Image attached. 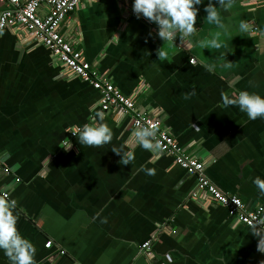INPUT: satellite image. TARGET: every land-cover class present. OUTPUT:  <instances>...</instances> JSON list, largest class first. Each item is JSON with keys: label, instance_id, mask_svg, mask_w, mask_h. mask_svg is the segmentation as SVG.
Segmentation results:
<instances>
[{"label": "crops", "instance_id": "crops-1", "mask_svg": "<svg viewBox=\"0 0 264 264\" xmlns=\"http://www.w3.org/2000/svg\"><path fill=\"white\" fill-rule=\"evenodd\" d=\"M211 2L223 28L205 20L203 0L196 33L184 42L164 43L155 23L133 13L134 0H81L62 30L122 94L138 90L134 106L156 112L176 143L203 160L210 182L249 207H264L253 183L264 179V118L250 120L221 99L243 90L264 97V0H234L227 10ZM242 21L248 32L240 31ZM216 33L221 49L200 46ZM160 47L166 60L157 56ZM97 98L35 40L0 32V193L15 201L16 227L36 248L35 264L264 261L251 229L217 204L196 202L195 176L171 156L135 145L127 120L103 115L113 138L102 147L70 137L69 128L99 122ZM69 140L65 151L59 142ZM113 147L135 159L120 164ZM145 240L149 255L140 251ZM0 264H11L2 249Z\"/></svg>", "mask_w": 264, "mask_h": 264}, {"label": "built area", "instance_id": "built-area-1", "mask_svg": "<svg viewBox=\"0 0 264 264\" xmlns=\"http://www.w3.org/2000/svg\"><path fill=\"white\" fill-rule=\"evenodd\" d=\"M0 2H2L0 32L9 30L14 34L23 35L26 39L31 38L45 47L53 64L60 66L63 72L98 92L96 107L99 113L110 115L117 121L127 120L131 135L138 127L158 128L157 138L162 145V151L157 152L171 156L174 164L195 176L190 196L196 202L217 204L225 209L229 218L246 227H249V221L254 217H264L262 205L249 207L238 196L227 194L210 182L203 174V160L195 154L188 153L185 147L176 143L158 119L156 112L139 110L134 106L138 90L134 94H122L94 65L83 59L78 42L68 39V34L62 30L81 0H0ZM189 62L194 63V58H189ZM69 135L74 136L71 132ZM4 173L8 172L4 170ZM0 198L12 201L6 192H1ZM150 243L151 240H145L140 244L142 254L149 255ZM51 246L50 240L44 243L45 248ZM59 253L62 251L59 250Z\"/></svg>", "mask_w": 264, "mask_h": 264}, {"label": "clouds", "instance_id": "clouds-1", "mask_svg": "<svg viewBox=\"0 0 264 264\" xmlns=\"http://www.w3.org/2000/svg\"><path fill=\"white\" fill-rule=\"evenodd\" d=\"M203 0H134L132 11L140 18L143 16L150 23L157 25L158 37L164 41L175 42L179 37L180 42L186 41L192 37L197 30L196 21L198 8ZM234 0H218L220 6L225 10L232 7ZM204 11L207 13L205 20L209 24H215L223 28L220 15L216 6L209 0ZM241 32L249 31V24L241 22L239 25ZM151 35V33H149ZM220 33H216L215 37L210 40L200 41L202 48L221 49L224 45L219 42ZM157 56L160 60L168 58V52L160 47L157 50ZM225 67L230 68L231 64ZM194 94V93H192ZM187 98V97H186ZM222 106H237L241 112L247 114L250 120L264 118V97L250 93L246 90L230 97L227 94H221ZM99 122L93 118L91 123H85L83 127H72L67 130L76 136L79 143L89 147H102L111 143L113 138L112 130L102 121L104 120L102 113H97ZM158 128L155 126L138 127L133 133V143L150 152L162 151V145L157 138ZM59 146L65 151L72 148V143L59 142ZM112 151L121 156L119 161L122 165L131 164L135 159L133 151H124L122 148L113 147ZM147 175H154L155 169L142 167ZM255 186L261 194H264V179L259 176L253 180ZM15 201H8L0 198V249L8 257L11 264H35L34 256L36 248L27 239H25L17 229V217L14 215ZM250 233L258 240L257 251L264 253V217H254L249 221ZM260 264H264L261 261Z\"/></svg>", "mask_w": 264, "mask_h": 264}]
</instances>
